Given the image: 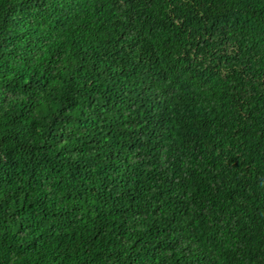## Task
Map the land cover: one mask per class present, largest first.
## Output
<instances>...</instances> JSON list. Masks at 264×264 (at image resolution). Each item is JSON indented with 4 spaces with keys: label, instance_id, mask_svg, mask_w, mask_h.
<instances>
[{
    "label": "trees",
    "instance_id": "obj_1",
    "mask_svg": "<svg viewBox=\"0 0 264 264\" xmlns=\"http://www.w3.org/2000/svg\"><path fill=\"white\" fill-rule=\"evenodd\" d=\"M0 264H264V0H0Z\"/></svg>",
    "mask_w": 264,
    "mask_h": 264
}]
</instances>
